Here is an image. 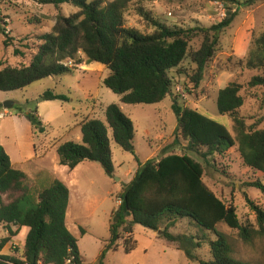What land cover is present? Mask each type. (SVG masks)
Listing matches in <instances>:
<instances>
[{
	"label": "trees",
	"instance_id": "1",
	"mask_svg": "<svg viewBox=\"0 0 264 264\" xmlns=\"http://www.w3.org/2000/svg\"><path fill=\"white\" fill-rule=\"evenodd\" d=\"M217 1L227 9L225 17L209 28L168 27L137 7L140 18L153 30L150 34H142L126 26L125 14L133 0H42L41 4L52 5L58 10L69 5L77 12L68 17L61 13L56 15L52 32L39 37L41 44L27 65L2 67L0 64V91L24 90L36 82L73 75L79 67L96 63L109 71L102 84L119 96L122 104H160L171 94L173 75L185 73L182 68L185 62L195 66L190 80L198 87L207 63L214 56L220 34L230 27L238 9L264 0ZM199 35L203 38L200 48L190 51L189 42ZM251 46L244 67L249 70L264 68V32L253 38ZM248 84L250 87L264 86V78L253 77ZM240 90L236 83L219 90L216 107L220 115L232 120L237 133V150L244 165L261 176L249 187L264 196V129L248 127L239 116L244 103ZM41 98L46 102L70 101L68 96L51 90L45 91ZM171 108L177 121L173 146L181 139L187 143L188 151L205 162L235 146V140L221 124L196 110L180 106L176 99ZM18 114L25 116L36 133L44 132L36 109L27 114L18 111ZM104 118L105 121L87 119L81 122L82 143L66 142L57 147L60 166L73 170L83 162H92L111 178L115 170L111 142L135 156L132 121L115 104L105 108ZM203 174L202 164L186 154L171 152L138 163L132 179L119 196V204L110 215L109 239L97 264H103L107 252L117 250L119 242L125 253L134 251L137 242L133 227L136 225L157 233L159 239L182 252L190 262L247 264L233 257L227 236L217 228L224 224L237 230L246 244L256 232L242 225L235 207L226 204L204 184ZM68 202L69 191L62 182L45 171L35 177L28 176L12 165L0 145V225L6 227L10 236L15 235L12 228L17 232L27 230L23 260L0 256V264H83L77 240L65 224ZM246 202L264 232V208L255 206L248 198ZM178 220L188 221L196 233H170ZM205 233L212 234L215 239L205 241ZM80 234H84L83 229ZM9 240L0 241V251ZM204 245L208 247L209 260L197 254Z\"/></svg>",
	"mask_w": 264,
	"mask_h": 264
},
{
	"label": "rangeland",
	"instance_id": "2",
	"mask_svg": "<svg viewBox=\"0 0 264 264\" xmlns=\"http://www.w3.org/2000/svg\"><path fill=\"white\" fill-rule=\"evenodd\" d=\"M41 1L0 0L2 67L27 65L41 44L39 37L52 32L56 15L61 13L68 17L77 12V9L69 5H63L58 10L52 5L41 4ZM137 7L143 8L153 19L168 27L183 29L209 28L217 25L224 19L227 10L217 0H133L125 14L126 26L142 34H150L153 30L140 18L136 11ZM262 32H264V1L249 8H239L230 27L220 34L214 56L207 63L199 86L195 87L190 80L195 66L185 62L182 67L185 73H180L177 77L173 75L170 96L156 105L122 104L120 97L102 84L109 71L96 63L87 66L88 68L91 65L95 67L99 65V68L91 70L93 73L91 91L97 96V100L94 101L85 102L81 99L82 94L78 87L82 79H77L78 73L51 77L20 91H0V106L5 103L13 104L11 110L0 109V114L4 111H9L11 114L21 111L27 114L30 110L36 109L38 104L42 114L47 106H45L46 101L40 102L41 95L47 90L68 96L71 100L63 103L66 114L58 121L56 125L58 128L63 125L73 128L80 119L74 113L91 114L94 102L100 107V110L94 113V119L105 121L102 107L115 104L133 123L135 156L123 152L111 142L115 168L113 177L106 176L98 164L86 162L75 172L74 182L67 183L71 192V204L66 226L77 240L83 264H97L109 239V219L125 187L127 180L125 173L134 171L138 163L143 164L149 159L171 152L186 154L200 162L204 170L202 178L204 184L226 204L231 203L235 207L240 223L256 232L252 241L246 244L239 237L237 230H231L224 224L218 226L217 229L227 236L231 244L233 257L247 264H264V232L261 231L255 213L246 202L248 198L255 206L264 208V196L249 187L252 182L260 180L261 176L244 165L237 150V133L232 120L220 115L216 107L219 90L230 83H236L241 87L240 95L244 102L238 112L239 116L244 118L248 127L254 130L264 129V86L250 87L248 84L253 77L264 78V68L249 70L244 67L253 38H257ZM202 39V35L192 39L189 42V50H198ZM78 70H86V68L82 66ZM174 99L180 106L196 110L224 126L235 140V146L222 155H215L208 162L188 151L187 143L181 139L178 145L173 146L177 127L176 117L171 108ZM8 119L10 118L3 121L1 118L6 134L9 131L12 133L11 120ZM58 128L59 137L77 142L71 139L76 135L75 132L71 136L68 135L67 129ZM12 138L13 136L10 140L5 139L6 148L10 152ZM42 138L43 136L38 137L37 141ZM42 143L43 141L38 146ZM79 143H82V140ZM76 188L80 192H77ZM79 228L84 230L83 235L80 234ZM11 230L15 233L14 236H10L6 227L0 225V241L5 238L10 239L0 251V256L23 260V241L27 230L25 232L23 230L17 232L15 228ZM169 232L189 235L196 233L186 220H178ZM197 235L201 236L198 233ZM204 235L205 241L215 239L210 233ZM133 236L137 242L134 251L125 253L122 242H119L117 250L107 252L103 264H196L188 261L184 254L174 247L167 246L155 232L136 225L133 227ZM197 254L204 260L210 259L208 247L205 245Z\"/></svg>",
	"mask_w": 264,
	"mask_h": 264
},
{
	"label": "crops",
	"instance_id": "3",
	"mask_svg": "<svg viewBox=\"0 0 264 264\" xmlns=\"http://www.w3.org/2000/svg\"><path fill=\"white\" fill-rule=\"evenodd\" d=\"M82 67V66H81ZM86 70H78L75 73H78L77 79H82L81 84L78 89L82 94V98L85 102L97 100V96L93 94L91 91L92 78L93 73L91 70L95 68H99L98 66L91 65L87 68V66H83ZM43 93V92H42ZM71 100V99H70ZM40 102H43L40 100ZM47 107H45L44 112L41 114L40 104L36 106V111L39 118L42 121L44 126L43 133H36L28 120L22 114L12 113L9 111H4V116L2 120L4 121L6 118H10L12 133L6 134L5 128L2 125V120L0 119V145L4 148L5 152L10 158V161L13 166L21 169L28 176L35 177L40 171H45L51 174L55 179L62 182L69 191V202L67 207V212L65 216V224L68 218V211L71 204V192L67 186V183L74 182L75 172L80 168V166L84 165L86 162L79 164L73 170L68 169L67 167L60 166L58 163L57 157V147L65 142H73L71 140L64 139L58 136L56 125L59 120H61L66 112L64 109L63 102H45ZM106 107H102V112L104 114V110ZM91 114H77L74 113L76 117L80 119L76 121V124L73 128H70L68 125L61 126L58 129L68 130V135L72 136V133H76L75 136H72L79 143L82 140V135L80 131L81 122L87 119H94V113L100 110L98 103L93 104ZM10 116V117H9ZM14 134V135H12ZM13 136L12 140V151L10 152L5 145V139H9ZM43 136L41 140H38V137ZM43 141L41 145L38 144ZM177 153V152H176ZM178 154V153H177ZM92 163V162H90ZM137 167L134 171H128L125 173V177L127 178L125 185L130 182L132 179ZM77 192H80L78 188H76ZM118 205V204H117ZM67 227V226H66ZM68 229V228H67ZM81 228H79L80 230ZM25 232V230H23ZM70 232V231H69Z\"/></svg>",
	"mask_w": 264,
	"mask_h": 264
},
{
	"label": "water",
	"instance_id": "4",
	"mask_svg": "<svg viewBox=\"0 0 264 264\" xmlns=\"http://www.w3.org/2000/svg\"><path fill=\"white\" fill-rule=\"evenodd\" d=\"M13 107L12 103H5L4 105L0 106V109H4V110H11Z\"/></svg>",
	"mask_w": 264,
	"mask_h": 264
},
{
	"label": "built area",
	"instance_id": "5",
	"mask_svg": "<svg viewBox=\"0 0 264 264\" xmlns=\"http://www.w3.org/2000/svg\"><path fill=\"white\" fill-rule=\"evenodd\" d=\"M221 5H222V4H221ZM222 7H223V5H222ZM67 64H68L69 66L72 65L71 62H68ZM3 116H4V114H0V119L3 118ZM118 204H119V202H118Z\"/></svg>",
	"mask_w": 264,
	"mask_h": 264
}]
</instances>
